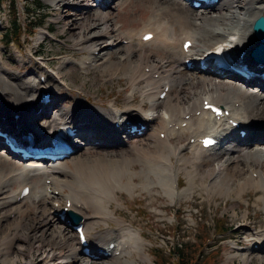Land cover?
<instances>
[{
  "label": "bare ground",
  "instance_id": "6f19581e",
  "mask_svg": "<svg viewBox=\"0 0 264 264\" xmlns=\"http://www.w3.org/2000/svg\"><path fill=\"white\" fill-rule=\"evenodd\" d=\"M48 1L57 13L61 11L70 19L63 22L62 31L70 29L73 46L87 52L79 65L95 68L106 77H124L130 100L141 104L117 108L115 101L109 105L91 101L88 104L87 98L78 96L70 107L64 106L63 100L61 105L53 106L57 94L48 87V78L42 82L34 71L9 70L0 53L2 129L17 137L18 129L25 128L32 133L34 142H45L60 127L71 126L81 140V146H72L68 157L49 165L12 158L8 148L0 153L1 264H22L7 259L12 251H30L36 238L41 240L38 248L56 246L59 252L55 254L65 260L46 264H63L72 258L76 264H137L133 258H124H131L133 252L139 261H150L141 232L133 224L119 221L110 206L122 190L131 194L137 188L148 195L160 194L172 205L186 201L199 189V195L202 192L210 199L237 201L229 207L234 218L238 217V202L246 198L245 211L239 217L242 222L249 219L246 214L255 197L264 209V81H260V91L255 92L250 87L254 81H236L228 72L213 76L198 66L199 58L219 44L232 48L231 55L242 54L248 59L247 50L257 44L251 28L258 16H264L263 0H219L198 9L183 0H136L135 3L147 5L151 15L130 31H122L116 21L118 0ZM83 14L86 16L81 17ZM148 32L153 33V38L144 43L141 38ZM45 33L41 31L38 40L42 41ZM185 39L193 41L188 55L181 50ZM16 56L19 64L27 63L23 55ZM187 60L190 69L186 67ZM71 63L62 58L59 66L48 73L49 78L56 84L63 82L64 76L72 72ZM165 87L168 91L160 99ZM43 94L49 98L46 104L40 102ZM134 95L135 99H131ZM205 100L229 109V118L240 122L247 137L240 139L237 129L225 121L210 119L201 111ZM42 115L46 117L39 119ZM124 123L140 124L145 130L141 135H126ZM116 124L121 127L116 128ZM161 132L163 139L159 137ZM185 133L189 142L182 144L178 139ZM208 133L227 142L202 149L197 141ZM0 147L6 148L1 138ZM114 147L117 149L106 150ZM91 150L95 155L89 154ZM180 174L185 176L186 185L178 190ZM38 177H43V181H33ZM27 185L29 194L21 198L20 192ZM248 196L254 198L249 200ZM66 200L69 211L80 215L86 235L93 238L94 249L97 246L108 250V245L115 243L109 261L98 262L103 258L98 250H94L93 257L82 253L76 233L66 218H59ZM55 203L60 206L56 208ZM254 216L263 215L255 212ZM30 218H36L35 223ZM110 221L116 223V228L96 230L100 224L108 226ZM242 230L249 245L235 249L233 257L242 264H250L253 259L263 263L264 230ZM17 241L21 243L16 244Z\"/></svg>",
  "mask_w": 264,
  "mask_h": 264
},
{
  "label": "rangeland",
  "instance_id": "374dc122",
  "mask_svg": "<svg viewBox=\"0 0 264 264\" xmlns=\"http://www.w3.org/2000/svg\"><path fill=\"white\" fill-rule=\"evenodd\" d=\"M135 1L118 0L119 3L116 2V21L122 27V31L139 28L151 15L147 5L135 3ZM56 9L48 0H0V53L5 61L4 66L14 72L34 71L36 75H45L48 78V87L53 88L57 94L56 100L51 104L53 106L61 105L63 100L64 106L70 107L78 96L87 98L88 104L91 101L109 105L115 101L117 108L129 105L137 106L139 102L137 100L132 102L129 98V85L124 77L119 76V74L112 78L106 77L105 74H100L95 68H82L79 65V61L87 52L73 46L69 40L70 29L65 28L64 32L62 31L63 22L68 20L70 22V19H66L61 11L57 13ZM84 16L86 15L83 14L81 17ZM14 19L20 26V32L16 34L13 32ZM38 22H42L40 27H38ZM33 27L34 29H32ZM41 30L48 32L42 41L38 40ZM16 51H18L17 54H21L27 59L25 65L17 62ZM62 58L70 59L72 66L69 70L72 72L69 74L70 76H64L63 82L56 84L52 78H49L48 73H52L59 66ZM41 60L44 62H40ZM43 67L47 69V72ZM135 96L131 99H135ZM147 108L148 106L145 110ZM44 117L46 116L42 115L39 119ZM178 141L187 144L189 136L186 133L181 134ZM115 149L117 147L106 148L107 151ZM77 150L83 154V150ZM5 151L4 148L0 149V153L4 154ZM94 153L92 150L89 151L90 155H95ZM102 153L96 151V154L101 155ZM38 180L43 181V177L35 178L33 181L37 182ZM185 185L186 178L180 174L178 190ZM118 194V198L112 201L110 206L116 211V217L119 221L127 225L131 223L134 229L141 232L146 244L145 254L150 258V261L141 262L134 252L131 258L124 257L127 260L133 258L137 264H155L158 257L171 263L174 260L172 251L176 245H183L184 255L188 260H196L195 264H242L240 259L233 257L235 249L241 250L249 245L242 228L255 229L256 231L264 230V209L262 204L258 203L257 197L248 196L249 200L254 199L249 203V212L246 214L249 215V219L242 222L239 217L245 211L246 198L238 202V208H235L238 217L234 218L229 207L237 201L233 199L223 200L218 197L210 199L202 192L199 195V189L198 191L195 190L192 197L186 201L172 205L163 195H148L145 191L137 188L131 194L124 190ZM255 212L261 213L263 216L256 218ZM30 220L32 221L31 218ZM35 220L36 218L33 219L32 223H35ZM107 228H116V223L110 221L108 226L100 224L96 230L104 231ZM89 239L94 247L93 238L89 236ZM40 241L36 238L30 252L24 250L22 254H18L16 251H12L7 260L12 261L14 259L25 264L26 258L30 254L59 252V249L53 245L38 248ZM19 243L21 242H16V244ZM23 243L25 242L23 241ZM81 257L83 258V256ZM230 257L231 259H229ZM261 257L264 259V255ZM67 261L71 262L64 264H76L74 258ZM106 261H109V258L98 259V262L105 263ZM31 262L41 264L40 261L31 260ZM250 264H264V262L261 263L253 259Z\"/></svg>",
  "mask_w": 264,
  "mask_h": 264
},
{
  "label": "water",
  "instance_id": "95a60500",
  "mask_svg": "<svg viewBox=\"0 0 264 264\" xmlns=\"http://www.w3.org/2000/svg\"><path fill=\"white\" fill-rule=\"evenodd\" d=\"M252 33L254 38L258 41V45L253 51V54L257 59L264 61V16L260 15L255 19L252 24ZM69 218L75 225L81 221V217L75 213H69Z\"/></svg>",
  "mask_w": 264,
  "mask_h": 264
},
{
  "label": "trees",
  "instance_id": "16d2710c",
  "mask_svg": "<svg viewBox=\"0 0 264 264\" xmlns=\"http://www.w3.org/2000/svg\"><path fill=\"white\" fill-rule=\"evenodd\" d=\"M41 24L42 22H38V26H40ZM13 27H14L13 32L15 34L20 32L19 31L20 26L19 24H17L15 19L13 22ZM32 29H34V27ZM184 254H185V249L183 248V245H176L172 251V257L174 258V260H172L171 263H169L167 260L163 258L158 257L156 258L155 264H195L196 263V260L193 261L188 260V258Z\"/></svg>",
  "mask_w": 264,
  "mask_h": 264
}]
</instances>
